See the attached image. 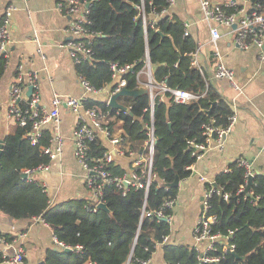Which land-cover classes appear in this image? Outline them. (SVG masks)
<instances>
[{
	"label": "trees",
	"instance_id": "16d2710c",
	"mask_svg": "<svg viewBox=\"0 0 264 264\" xmlns=\"http://www.w3.org/2000/svg\"><path fill=\"white\" fill-rule=\"evenodd\" d=\"M90 3V28L95 32L92 42L93 59L76 64V71L96 88L112 84L111 64H132L135 69L125 73L127 88L139 87L138 74L145 67L146 56L152 64L154 79L170 88L185 89L199 94L188 103L174 100L170 92L155 97V146L152 158L154 178L148 191L135 185L124 190L114 183L104 189V200L109 210L96 212L84 206L87 199H69L53 203L39 182L22 178V171L40 163L50 162L43 147L50 145L52 132L43 130L42 137L33 145L25 134L30 130L16 126L3 138L0 156V211L14 219L40 216L53 230L59 241L67 245L83 246L79 252H66L61 247L49 248L38 264H140L148 259L165 236L171 233L172 224L158 218L155 211L170 198L178 196V186H167L178 176L188 177L191 166L197 161L187 140H204L203 124L215 119V125L226 128L234 110L215 88L205 70L192 65L190 53L197 49L194 37L185 35V21L175 13H164L167 0H81ZM264 9V0H258ZM142 8L146 17L142 15ZM155 16V18H153ZM158 30L165 35L163 36ZM7 54L0 55V79L4 74ZM119 101L130 111L108 107L105 101L88 98L87 106L110 110V125L122 137L121 147L126 156L135 152L144 160L129 167L113 160L107 168L122 176L134 170L146 178L148 169V124L150 123V94L121 96ZM215 102L211 115L205 110ZM119 129V131H116ZM1 140V139H0ZM107 149L98 137L91 142V154L101 155ZM246 169L239 159L227 171L219 173L214 185L228 191V200L214 192L209 198L207 212L217 214L214 230L228 234L234 230L231 242L235 254L228 253L217 262L202 264H264V176L255 175L249 191ZM210 187V184H206ZM254 200L256 201L254 203ZM172 213L171 209L167 210ZM11 242L13 236L6 234ZM167 264H198L195 251L189 245L164 243ZM4 254L0 251V263Z\"/></svg>",
	"mask_w": 264,
	"mask_h": 264
},
{
	"label": "crops",
	"instance_id": "0c3cea01",
	"mask_svg": "<svg viewBox=\"0 0 264 264\" xmlns=\"http://www.w3.org/2000/svg\"><path fill=\"white\" fill-rule=\"evenodd\" d=\"M11 2L18 9L11 16V41L6 51V68L0 79V139L17 126L8 115L7 106L9 92L17 81L20 64L24 65L25 70L39 71V105L43 108L51 107L54 91L74 96L84 93L75 64L68 48L64 46L70 37L66 29L71 19L58 11L57 0H0V17L5 6ZM168 13H175L185 21L197 42L198 59L203 70L220 94L230 102L236 115L234 128L227 134L222 149L213 146L206 150L191 166V174L180 181L177 201L172 208L171 233L164 243L192 246L195 242L193 229L203 210L207 184L201 176L207 181H213L219 173L225 172L232 162L240 158H246L252 163L255 175L264 176V62L257 58V46L239 48L235 42V33L225 25H219L221 37L214 43L209 24L201 13L200 0H177ZM220 61L234 69V79L239 88L227 78L215 75L216 65ZM110 86H107V90ZM105 96L103 93L90 97L104 101ZM75 126L76 116L64 104L60 122V132L64 138L63 152L59 158L51 161L49 171L37 175L53 203L87 199L90 196L85 171L74 156L72 135ZM99 137L109 147L106 137ZM136 158L140 156L117 154L114 160L129 167L130 160ZM23 232L27 236L19 237ZM6 234L13 236L11 242L23 243V264H38L49 248L57 247L53 230L46 222L35 218L14 219L0 211V236L6 238ZM164 243L157 244L150 264H167Z\"/></svg>",
	"mask_w": 264,
	"mask_h": 264
},
{
	"label": "built area",
	"instance_id": "2783aa9c",
	"mask_svg": "<svg viewBox=\"0 0 264 264\" xmlns=\"http://www.w3.org/2000/svg\"><path fill=\"white\" fill-rule=\"evenodd\" d=\"M169 6L162 13L156 14V18L164 13H168L169 8L174 5L177 0H167ZM81 0H57L56 8L64 16L71 19L66 31L70 36L64 43L68 48L70 57L75 66L84 61H92L93 49L92 42L95 32L90 28V5ZM18 6L11 2L8 3L0 17V55L6 54L8 44L10 43V23L11 16ZM200 9L204 20L209 24L211 39L214 43L221 37L219 25L229 27L235 33L236 45L241 49H248L251 46H257L259 51L257 58L264 62V9L258 0H200ZM142 15L145 18L146 13L142 8ZM187 26V25H186ZM185 35H190L188 28ZM192 65L203 70L199 59L198 50L190 53ZM32 60V59H31ZM134 67L132 64L121 65L118 62L111 64L112 81L110 88H96L83 75L78 74V80L83 87L84 93L80 96L66 95L58 91H54L52 104L50 108H43L40 102V75L38 70H25L24 65L18 66L17 81L12 85L9 92L8 115L21 127L30 125V130L25 134L29 137L32 144L39 143L43 130L49 128L52 132L50 145L43 147L45 154L50 157V162L40 163L35 167L23 169L22 173L27 174V179L31 182H37V175L40 172L49 171L51 161L59 158L63 152L64 138L60 132L61 108L64 104L75 114L76 126L73 131L72 139L74 142V156L85 171V182L89 189L90 196L87 198L85 208L88 211L96 212L100 209V204L105 202L104 189L109 184H115L118 188L124 190L126 187L124 181H128V185H135L148 191L154 174L152 172V158L155 146V129H154V106L155 97L159 93L170 92L175 101L180 103H188L189 101L198 99L199 94L180 89L170 88L164 82H158L154 79L152 64L149 56H146L145 67L138 74L139 87H146L150 94V114L151 119L148 124V169L146 178L132 170L122 176L114 175L108 168L107 164L114 160L117 154H125L121 147L122 137L116 134L110 125V110H103L98 106H87L86 102L92 95L105 94V103L110 106V98L113 94L118 93L123 87H127V79L125 73ZM217 77L227 78L234 86L239 88L235 82V71L231 67L226 66L223 62H218L215 68ZM145 77V78H144ZM52 80V77L49 76ZM29 85L33 86L31 96L26 95ZM138 87V88H139ZM113 108V107H111ZM122 110V109H117ZM129 112L130 107L127 106ZM236 115L230 117L229 125L224 128L215 125V119L203 124V141L197 138L188 139V149L192 150V154L200 159L204 152L213 146L222 149L224 134H228L235 124ZM100 135L106 137L109 147L101 155H92L91 142L98 139ZM136 154L135 152H131ZM144 160L143 157L136 158L133 166L139 165ZM239 163L246 169V185H242V189H246L249 182V176L255 175L252 163L246 158H240ZM227 171V170H226ZM23 178V177H22ZM201 179L210 184L205 187V196L203 201V210L197 217L194 233V244L191 248L195 251L198 264L217 262L228 253L235 252V244L231 242L234 230H229L228 234H223L214 230L217 223V214H210L207 209L210 206L209 198L214 192L220 193L224 199L228 200L230 193L223 192L218 189L213 181H207L204 176ZM45 187V186H44ZM250 188V187H249ZM246 191V190H245ZM249 191V190H248ZM178 197V196H177ZM177 197L167 199L155 211L158 218H167L171 222L172 213L168 214L167 210L173 208L177 201ZM256 201L254 200V203ZM37 221H43L40 216L34 217ZM27 234L21 233L19 237L24 238ZM54 240L58 247L62 249L70 248L73 252H79L83 246L77 244L75 246L67 245L54 235ZM168 241L165 236L163 243ZM13 245L15 247L14 254L6 253L5 249ZM0 251L4 254V261L7 264H23L25 260V247L23 243L16 244L14 241L9 242L5 237L0 236ZM151 257L141 260L140 264H150ZM87 264H93L88 260Z\"/></svg>",
	"mask_w": 264,
	"mask_h": 264
},
{
	"label": "water",
	"instance_id": "95a60500",
	"mask_svg": "<svg viewBox=\"0 0 264 264\" xmlns=\"http://www.w3.org/2000/svg\"><path fill=\"white\" fill-rule=\"evenodd\" d=\"M90 4L88 3L87 6H89ZM163 36L165 35L164 33H162L160 30H158ZM135 67H132L131 70H134ZM32 92H33V86L32 85H29V88H28V91H27V95L28 96H31L32 95ZM144 92H148V89L146 87H139V88H136V89H128L127 87H123L118 93H115L111 96L110 98V106L113 107V108H116V109H122V110H127V106L122 104L120 101H119V98L121 96H136V95H139L141 93H144ZM215 102H213L210 106L209 109L205 110L206 113L208 115H211L212 113V109H213V106H214ZM234 128V126L232 127V129ZM227 137V134H224L223 137H222V141L224 142L225 139ZM3 145H4V142H3V139L0 140V156H1V153H2V149H3ZM23 178H27V174L26 173H22L21 174ZM255 175H251L249 176V182L246 186V191L249 190V187L253 181V178H254ZM124 184L125 186L128 185V181H124ZM167 186H180V179L179 177L177 176L176 179L173 181V182H170V183H166ZM100 208H103L104 210H109L108 208V205L105 203V202H102L100 204ZM163 220H167L166 217L162 218ZM66 252H69L71 251L70 248H65L64 249ZM6 253L8 254H14L15 252V247L13 245L7 247L5 249ZM235 254V252H234Z\"/></svg>",
	"mask_w": 264,
	"mask_h": 264
},
{
	"label": "rangeland",
	"instance_id": "374dc122",
	"mask_svg": "<svg viewBox=\"0 0 264 264\" xmlns=\"http://www.w3.org/2000/svg\"><path fill=\"white\" fill-rule=\"evenodd\" d=\"M178 1H180V0H178ZM145 78V77H144Z\"/></svg>",
	"mask_w": 264,
	"mask_h": 264
}]
</instances>
